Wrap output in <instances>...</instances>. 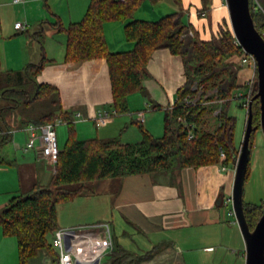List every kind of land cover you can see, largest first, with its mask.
<instances>
[{
    "label": "crops",
    "instance_id": "0c3cea01",
    "mask_svg": "<svg viewBox=\"0 0 264 264\" xmlns=\"http://www.w3.org/2000/svg\"><path fill=\"white\" fill-rule=\"evenodd\" d=\"M58 1L64 2L68 8L63 16L52 6L47 9V0H0L1 15L10 5L18 8L12 16L10 29L5 27L8 30L6 34H29L22 41L25 45L23 51L14 53L16 57L11 61L7 60L5 66L1 54V71H18L29 63L45 61L38 81L57 87L62 108L73 115L79 139L95 136L110 139L120 135L124 143L137 142L141 139L137 122H141L153 135L162 130V125L157 123L164 118L165 109L174 106L177 90L186 82L182 57L167 48L156 50L148 63L150 77L142 82L141 90L129 96L130 111L122 115L116 114L105 125L99 126L93 119L97 112L114 110L107 59L67 62V34L56 23L51 22L54 18L49 11L54 10V15L60 17L57 23L67 27L83 19L92 0ZM147 1L135 12L134 19L146 20L136 14L139 9L144 8L143 4ZM171 1L174 11L168 14L182 13L183 20L201 39H213L218 37L222 29L231 28L226 0H181V4ZM145 10L152 17L148 21H156L168 15L161 14V11H148L147 7ZM18 21L27 23L28 28L24 31L16 29L15 23ZM39 21H43L44 26H39ZM125 24L123 21L105 24V32L110 35L106 36L110 51H129L134 48V42L125 37ZM40 29L45 31L43 43L34 37ZM55 34L59 37H55ZM1 39L0 36V42ZM237 58L234 56L232 60L236 62ZM253 74L250 67L241 68L238 82L246 87ZM78 113L82 117H78ZM124 127L127 133L121 134ZM27 128L28 125L13 131L12 143L17 152L8 156L14 161L12 166L17 168L19 176L15 188H11L14 189L11 197L30 190L38 182L46 184L40 181L41 176L51 172V180L53 175L38 148H22L29 140ZM67 138L68 128L62 137L63 146ZM18 152L22 154L21 157L17 156ZM40 163H44V166ZM223 165L225 164L221 162L198 168L186 167L168 173L129 175L118 178L119 186L115 192H110L109 189L92 190L89 185L88 192H93L92 195L85 193L67 202L73 204L72 211L69 212L70 218L61 219L58 209V224L60 227H73L95 221H109L116 245H121L137 256L153 253L151 258L140 264H246L244 237L236 221L231 219L233 210L227 211L225 208L229 205L226 200L233 192L235 166L226 165L227 170L223 171ZM6 171L8 170H4ZM110 179L112 178L89 184L109 182ZM104 192L108 193V199L99 201L92 198L99 197L96 195ZM221 194L224 196V203L220 204L218 199ZM10 198L0 201V207L7 205ZM95 209L105 212L98 215L95 214ZM55 254L57 255V251L53 247L49 251L42 250L29 264H56ZM107 256L111 257V253ZM0 264H21L17 238L5 235L1 226ZM110 264H114L112 257Z\"/></svg>",
    "mask_w": 264,
    "mask_h": 264
},
{
    "label": "trees",
    "instance_id": "16d2710c",
    "mask_svg": "<svg viewBox=\"0 0 264 264\" xmlns=\"http://www.w3.org/2000/svg\"><path fill=\"white\" fill-rule=\"evenodd\" d=\"M144 1L92 0L82 20L67 27L55 25L67 34V62L107 59L113 107L117 114L130 111L129 96L141 90L142 82L150 77L148 63L156 50L167 48L182 57L186 82L177 90L174 106L164 111L161 137H156L137 122L141 133L137 142L124 143L120 135L110 139L98 136L79 139L73 115L62 108L57 87L38 81L45 61L29 63L22 70L2 72L0 53V78L3 73L7 75L6 86L0 89V95L11 101L0 107V165L14 164L5 152L6 145L13 140L14 130L30 124L55 123L58 119L68 124V138L60 148L57 169L49 183L38 182L30 190L13 195L0 209V226L5 235L17 238L21 264H29L42 250H52L53 235L60 228L58 205L87 193L91 182L134 174L175 172L221 162L236 167L243 141L240 147L235 145L237 119L229 111L243 85L238 82L241 66L232 58L244 51L232 28L222 29L218 37L204 40L183 20L182 13L174 12L156 21L134 19ZM173 1L181 4V0ZM258 1L264 8V0ZM250 7L255 26L263 35L264 13L255 10V0H250ZM112 21L126 22L125 37L134 42L132 50L110 51L105 24ZM44 35V29H40L34 37L43 43ZM257 91L258 87L254 85L251 100ZM195 97H198L196 104L186 105V98ZM39 99L51 103L53 109L34 119L17 118L19 108L30 106ZM252 108L253 125H260L259 99L253 101ZM208 114L217 123L214 129L205 127ZM180 118L192 127H184ZM191 131L192 138L189 137ZM256 131L251 134V150ZM250 174L251 159L245 183ZM244 211L253 229L264 205L244 199ZM152 256V252L137 256L116 244L111 253L114 264H140ZM54 257L57 261L58 252Z\"/></svg>",
    "mask_w": 264,
    "mask_h": 264
},
{
    "label": "rangeland",
    "instance_id": "374dc122",
    "mask_svg": "<svg viewBox=\"0 0 264 264\" xmlns=\"http://www.w3.org/2000/svg\"><path fill=\"white\" fill-rule=\"evenodd\" d=\"M147 1V0H146ZM48 3V8H51V6L54 8V10L61 12V16H63L67 12V6L64 2H60L58 0H47ZM173 2L171 0H162L158 2L157 4L151 2V0H148L145 2L143 5L144 8L139 9L138 15L139 18L141 19H146L149 20V18H152L148 12L145 10L146 7L148 8V11H161V14L165 15L168 14L169 12L174 11V5L172 4ZM158 5V6H156ZM18 8L16 6H8L2 11V15L0 12V36L2 37L1 42H0V48H1V54H2V60L4 61V66L6 64V61H11L14 56V53H19L22 52L25 45L22 42L24 37H28V33H23L19 35H14L13 33L6 34L8 32L7 29H5L6 26H8V29H10L9 25H11L12 21V16L15 14V11H17ZM53 10V11H54ZM51 13V16L54 18L51 22L57 23L58 18H60L57 14L54 15L55 13L52 10H49ZM161 15V16H163ZM160 18V17H159ZM41 22V23H40ZM50 22V21H49ZM43 21H39L38 25L41 26ZM44 26V25H42ZM5 31V32H3ZM32 31V29L30 30ZM5 34V35H4ZM107 37H110L109 33L105 32ZM114 36V33H113ZM55 37H59L58 34H55ZM7 54V55H6ZM9 63V62H8ZM21 70V68H20ZM15 73V72H13ZM14 75V74H13ZM6 78L7 75L5 73L2 74L0 78V89L3 86H6ZM248 87H242L241 91L244 92L245 94H248L249 92ZM244 99L238 98L234 99L230 105V111L229 113L234 116L237 119V124H236V131H235V145L237 147L241 146V143L244 138L245 130H246V123H247V117H248V109L243 105ZM6 103H11L10 100H5L1 97L0 95V107L3 106ZM52 104L49 103L48 101H44L42 99H39L35 102H33L30 106H22L21 108L18 109L17 111V118L21 120H29V119H34L40 116L43 112H48L52 110ZM122 115V114H120ZM205 127L208 129H214L217 125L214 117L211 114L207 115V120L205 122ZM159 126L162 125V130L158 131L154 135L156 137H161L164 134V118L157 123ZM91 126H94L93 123H91ZM68 128L67 123H59L56 126L57 130V136H58V142H59V147L63 148L62 146V137L63 134H66V129ZM139 130V129H138ZM123 133H127L126 129L123 131ZM119 136V135H118ZM121 137V136H119ZM254 145L251 150V174L249 177V180L245 183V191H244V199L246 202H253L259 205H264V133L262 129H259L256 131L255 136H254ZM87 139V138H86ZM5 152H7L10 157L15 154V148L12 142H10L8 145H6ZM18 157H21L22 154L17 153ZM21 159V158H19ZM41 164V163H40ZM41 166H44V163L41 164ZM4 170H8L4 172ZM51 173V172H50ZM49 175H44V177L41 176L40 181L43 183L47 182L49 183L50 176ZM18 170L16 167L10 165V164H4L0 165V201H2L5 198H10L11 193L14 192L11 188H15L16 186V181H18ZM94 185V186H93ZM92 190L96 188L97 191H105L107 189L111 191H116L119 186V179L118 178H112L109 180V182H95L93 184H90ZM106 188V189H105ZM88 195H92L93 192H88ZM85 195V194H84ZM95 195V194H94ZM105 195V196H104ZM96 196L99 197H92L95 200L102 201L104 199H108L106 197L108 196L107 192H104L103 194H97ZM104 196V197H101ZM73 204H59L58 209H59V214L61 216V219H67L70 218V213L72 211ZM1 208V207H0ZM225 208L228 210H233L232 203L229 205L225 206ZM95 214H100L102 215L105 211L100 212L98 209H95ZM111 214H109L108 218H110ZM231 219L233 221H236V224L238 227L239 224L236 220V216L233 212V216H231ZM97 222H105L103 220L101 221H95L94 223ZM109 222V221H106ZM90 224H93L90 223ZM35 260V259H34ZM37 262L39 261V258L36 260ZM111 262V257L110 256H104L103 259L101 260L100 264H110Z\"/></svg>",
    "mask_w": 264,
    "mask_h": 264
},
{
    "label": "built area",
    "instance_id": "2783aa9c",
    "mask_svg": "<svg viewBox=\"0 0 264 264\" xmlns=\"http://www.w3.org/2000/svg\"><path fill=\"white\" fill-rule=\"evenodd\" d=\"M15 1L20 2L22 0ZM255 10H261L264 13V8L258 0H255ZM15 27L20 31H24L28 28V24L18 21L15 23ZM190 34L193 35L192 32H190ZM237 57L236 62L241 68L250 67L254 71L252 78L246 84V87L250 89L248 94L239 91L235 95L237 99H244L243 105L248 109L251 102L253 87L256 82L257 62L253 55L245 51L237 55ZM197 100L198 97L186 98L185 103L186 105L196 104ZM116 114V110H99L93 119L97 125L102 126ZM77 116L82 117V114L78 113ZM140 117H142L143 120V113L140 114ZM180 120L183 122L184 127H192L182 118H180ZM59 123L66 122L62 119H58L55 123L28 125L27 130L30 134L29 140L22 145L24 150L38 148L40 156L46 159L47 165L52 172H55L57 169L58 155L60 152L56 131V126ZM193 136L194 134L191 131L189 137L192 138ZM221 169L223 171L227 170V166L223 165ZM230 203H232V195L226 200V204ZM52 245L58 252L56 264H100L103 257L112 253L115 248L111 225L106 221L73 227H60L53 235Z\"/></svg>",
    "mask_w": 264,
    "mask_h": 264
},
{
    "label": "water",
    "instance_id": "95a60500",
    "mask_svg": "<svg viewBox=\"0 0 264 264\" xmlns=\"http://www.w3.org/2000/svg\"><path fill=\"white\" fill-rule=\"evenodd\" d=\"M233 34L243 51L254 56L257 62L255 86L258 91L250 102L246 130L235 167L232 206L246 244V264H264V211L256 226L251 229L244 211L245 179L251 157V134L258 128L264 133V36L256 28L251 12L250 0H226ZM260 101V125H253L252 103ZM224 203V196L218 199Z\"/></svg>",
    "mask_w": 264,
    "mask_h": 264
}]
</instances>
